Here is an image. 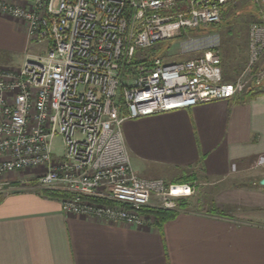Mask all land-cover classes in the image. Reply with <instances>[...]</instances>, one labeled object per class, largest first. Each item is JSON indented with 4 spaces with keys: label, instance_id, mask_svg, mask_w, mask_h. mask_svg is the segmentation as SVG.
Returning <instances> with one entry per match:
<instances>
[{
    "label": "built area",
    "instance_id": "obj_1",
    "mask_svg": "<svg viewBox=\"0 0 264 264\" xmlns=\"http://www.w3.org/2000/svg\"><path fill=\"white\" fill-rule=\"evenodd\" d=\"M226 1L0 0V13L26 23L21 67L0 66V175L34 169L28 188L66 193L64 213L133 227L152 220L142 210L153 201L173 209L192 196V181L134 171L122 124L262 89L264 68L255 66L264 18L250 24L247 61L232 82L223 80L214 50L176 62L140 57L161 40L218 23Z\"/></svg>",
    "mask_w": 264,
    "mask_h": 264
},
{
    "label": "crops",
    "instance_id": "obj_2",
    "mask_svg": "<svg viewBox=\"0 0 264 264\" xmlns=\"http://www.w3.org/2000/svg\"><path fill=\"white\" fill-rule=\"evenodd\" d=\"M251 11L264 18V5ZM25 47V21L0 13V65L23 63ZM122 132L140 177L201 194L161 228L146 214L133 227L64 213L60 197L28 188L31 174H5L0 264H264V91L129 119Z\"/></svg>",
    "mask_w": 264,
    "mask_h": 264
},
{
    "label": "rangeland",
    "instance_id": "obj_3",
    "mask_svg": "<svg viewBox=\"0 0 264 264\" xmlns=\"http://www.w3.org/2000/svg\"><path fill=\"white\" fill-rule=\"evenodd\" d=\"M226 2L228 4L222 6L221 19L218 23L201 28L196 27L170 39L161 40L153 48L140 52V57H162L167 62H176L195 58L206 50H214L220 55V67L223 70L224 80L226 82L234 81L245 67L247 61L250 24L258 20L257 16L252 15L251 4L256 8L258 7L253 0H235L232 2L231 0H227ZM43 48L42 46L32 47V52L42 51ZM23 57H25L24 53ZM21 60L22 58L20 57L19 62ZM19 64L0 66L8 71L17 72L22 63ZM256 67L264 68V56L260 58ZM60 146L61 139L57 138L54 142V147L59 151ZM33 171L34 169H24L6 173L7 175H12L11 177L15 179L8 184L21 183L24 180L22 177H25L27 174L33 176ZM253 173L250 172L249 174L251 180L256 178ZM3 175L5 174L0 175V179L5 177H2ZM262 175H264V170L259 177H262ZM201 192L200 188L196 185L195 192L190 197L194 201ZM188 198L175 201V208L173 209L183 208ZM153 202L145 208L155 207L165 209L157 206L156 201ZM144 214L152 218L154 224H157L156 217L153 214L143 210L142 215Z\"/></svg>",
    "mask_w": 264,
    "mask_h": 264
},
{
    "label": "trees",
    "instance_id": "obj_4",
    "mask_svg": "<svg viewBox=\"0 0 264 264\" xmlns=\"http://www.w3.org/2000/svg\"><path fill=\"white\" fill-rule=\"evenodd\" d=\"M201 27H203V26H199L197 28H201ZM191 29H194V28H191ZM191 29H187L186 31H188V30L190 31ZM185 32H183V33H185ZM263 87H264V82L262 83V89L261 90H259L258 92H249V95L251 97H254L255 95L260 94L261 92L264 91ZM42 191L44 194L50 195V196L62 197V196L66 195V193L60 192L58 190L45 189ZM1 199H2V195L0 194V201H1ZM143 210L153 214L156 217L157 226L159 228H161V226L166 221L173 219L177 215V212L179 209H161V208L150 207V208H144Z\"/></svg>",
    "mask_w": 264,
    "mask_h": 264
},
{
    "label": "water",
    "instance_id": "obj_5",
    "mask_svg": "<svg viewBox=\"0 0 264 264\" xmlns=\"http://www.w3.org/2000/svg\"><path fill=\"white\" fill-rule=\"evenodd\" d=\"M259 184L264 186V176L259 180Z\"/></svg>",
    "mask_w": 264,
    "mask_h": 264
}]
</instances>
